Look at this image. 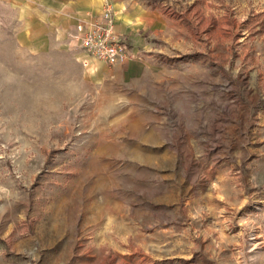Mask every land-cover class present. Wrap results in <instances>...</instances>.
<instances>
[{
    "label": "rangeland",
    "instance_id": "rangeland-1",
    "mask_svg": "<svg viewBox=\"0 0 264 264\" xmlns=\"http://www.w3.org/2000/svg\"><path fill=\"white\" fill-rule=\"evenodd\" d=\"M31 2H0V264H264V0H144L87 66Z\"/></svg>",
    "mask_w": 264,
    "mask_h": 264
},
{
    "label": "built area",
    "instance_id": "built-area-1",
    "mask_svg": "<svg viewBox=\"0 0 264 264\" xmlns=\"http://www.w3.org/2000/svg\"><path fill=\"white\" fill-rule=\"evenodd\" d=\"M101 1V10L81 19L69 36L70 48L84 54L81 60L86 66L94 58L116 64L126 62L132 55L125 38L116 27L113 2Z\"/></svg>",
    "mask_w": 264,
    "mask_h": 264
},
{
    "label": "crops",
    "instance_id": "crops-1",
    "mask_svg": "<svg viewBox=\"0 0 264 264\" xmlns=\"http://www.w3.org/2000/svg\"><path fill=\"white\" fill-rule=\"evenodd\" d=\"M3 0H0L2 2ZM32 0H30L31 2ZM40 1V0H38ZM45 11L42 15H45L48 19L55 15H65V21L67 23H78L80 19L86 18L89 13H98L102 7L101 0H43ZM115 6V21L117 22V28L129 35L132 34L135 38L134 31L139 30L143 22H147L151 26L156 25L157 13L156 10H150L144 6V0H111ZM32 3V2H31ZM38 3V2H35ZM35 6V4H34ZM35 8H37L35 6ZM38 9V8H37ZM49 11V15L48 14ZM36 14V13H35ZM37 15H41L37 13ZM76 17H81L78 21ZM156 17V18H155ZM51 20V19H49ZM146 23V24H147ZM62 24V25H63ZM139 24V25H138ZM145 24V23H144ZM138 25V26H136ZM137 39L136 41H138ZM90 62H105L98 59H91Z\"/></svg>",
    "mask_w": 264,
    "mask_h": 264
}]
</instances>
